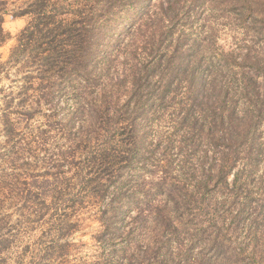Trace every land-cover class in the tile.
<instances>
[{"label":"trees","instance_id":"16d2710c","mask_svg":"<svg viewBox=\"0 0 264 264\" xmlns=\"http://www.w3.org/2000/svg\"><path fill=\"white\" fill-rule=\"evenodd\" d=\"M206 1L0 0V47L9 38L3 27L5 18H28L7 61L0 63V264H7L22 231L40 234L33 247L20 251L16 264L24 260L25 264H68L65 247H71L70 235L78 228L76 206L85 197L96 202L102 236L110 233L111 240H116L129 209L118 196L123 190L119 184L127 179L119 177L137 162L142 143L148 141L140 118L146 119L152 108L156 111L170 96L185 91L197 111L207 101L216 105L210 121L199 114L208 127V141L215 145L208 177L199 188L207 187L215 174L218 190L230 188L229 196L236 198L216 203L212 220L226 226L228 216L231 230L247 231L251 255L261 254L259 226L264 222V205L252 201L248 188L263 160L258 123L264 118V93L260 88L254 91L245 79L232 83L233 77L220 76L213 63L204 59L210 45L193 37V23L196 10ZM230 2L248 9L249 2L264 6V0ZM222 54L226 62L230 54ZM11 65L23 72L19 87L7 91L1 80ZM122 77L128 86L123 101ZM104 78L115 81L118 90L105 89ZM95 89L97 95L92 98ZM210 93L215 95L213 101L208 100ZM77 117L84 131L70 137L68 130ZM35 118L44 120L42 127L31 125ZM181 120V125L188 122L191 127L184 131L185 137L194 140L203 124L196 127L198 117L188 112ZM22 122L23 128L19 127ZM54 131L61 132L67 146L49 142ZM50 146L55 154L46 153ZM78 155L84 157L76 163ZM199 159L201 169L205 168L208 154L204 152ZM238 161L244 167L235 173ZM45 164H51L58 176L52 183L34 182L32 171ZM66 165L75 166L76 184L58 178ZM258 183H264L262 177ZM209 207L198 208L209 214ZM149 208L138 207L134 223L143 222L151 214ZM175 220L168 217L162 224L180 238L181 223ZM192 226L194 231L202 228ZM159 238L145 253H151L155 264H171L166 244ZM212 244L213 250L223 247L218 239ZM92 264L115 262L104 258Z\"/></svg>","mask_w":264,"mask_h":264},{"label":"rangeland","instance_id":"374dc122","mask_svg":"<svg viewBox=\"0 0 264 264\" xmlns=\"http://www.w3.org/2000/svg\"><path fill=\"white\" fill-rule=\"evenodd\" d=\"M248 4L250 9L241 8L239 3L238 6H233L230 0H207L204 6L196 10V18L193 16V27L196 30L193 37H197L201 43L210 45L209 53L203 54L204 59L213 63L211 65L215 66L214 71L220 76L233 77V80L230 79L232 83H235L236 79L237 81L245 79L246 82L250 81L249 85L254 88V91L260 88L264 93V6L260 3L258 5L249 2ZM27 21L26 17L14 18L9 15L5 18L3 27L9 38L0 47V63L7 61L10 51L16 44V37ZM223 51L230 54L226 62ZM120 70L121 68L119 72L116 70L115 75L120 73ZM20 73L16 66H8L7 74L2 75L1 86L7 91L16 90L21 83ZM121 79L122 87L119 92L120 100L123 101L126 97L124 87L128 86L127 79L125 77ZM104 81L105 78L102 80L105 89L112 87L118 90L114 85L115 81ZM93 91L92 98H95L97 91L96 89ZM182 93L181 95L180 92H176V95L170 96L168 102L157 106L156 111H152L154 109L152 108V114L146 119L140 118V123L148 132V141L142 143L141 155L137 162L135 161L129 169L126 168L119 177V179H127L126 182L119 184L123 190L118 196L124 207H129L126 209L127 218L121 224L123 226V229L122 227L120 229L121 234L116 240H111L110 233L107 235L106 232V237H103V228L98 222L99 209L95 200H90L89 197L81 198L82 204L76 206L75 219L78 222V228L70 235L71 247H65L64 251L69 253L68 264L102 263L104 258H110L115 264H155L150 258L151 253L146 254L145 251L156 244L158 237H160L159 242L166 244L167 252L173 260L171 264H264V250L261 254L251 255V246L245 229L231 230L228 227L230 219L228 216L225 219L226 226H223L219 220H212L214 216L212 210L216 203L224 199L227 203L236 200L235 197L229 196L230 188L218 190L215 185L217 183L215 174L210 176L211 180L207 187L199 188L202 179L205 176L208 177V164H211L210 159L215 155V145L208 141L210 135L207 131L208 127L206 123H202V117L199 114H203L210 121L216 105L213 106L212 102L207 101L203 103V108L197 111L196 106L192 107L187 100L189 98L187 92ZM210 94L208 100L213 101L215 95ZM184 112H188L191 117H198L196 127H200L199 123L203 124V127L197 130V137L194 140L185 137L184 131L191 128L188 122L180 124L181 115ZM79 119L77 117L73 125H70L68 130L70 137L81 134V130L84 131V124ZM263 120L264 118L262 123H258V133L263 146V160L261 159L262 164L255 168V178L252 176L249 179L250 187L248 188L253 194L252 201L258 205H264V183L261 185L258 183L260 177L264 180ZM43 123V119L35 118L31 125L42 127ZM20 125L21 128L25 127L23 122ZM196 127L194 130L197 129ZM212 130L213 127L211 132ZM61 137V132L54 131L50 135L49 142L57 141L59 145L67 146L68 142ZM218 149H223V146H218ZM53 151L54 149L50 146L46 153L55 154ZM204 152L208 154L209 159L205 162V168L201 169L198 161ZM83 157L84 155H78L73 161L78 163L83 161ZM50 165L45 164L35 168L32 171L33 181L52 183L58 171ZM243 167V163L238 161L233 171L238 173L243 170ZM74 169L73 165L64 166L58 178H66L70 185L76 184ZM229 180L231 176H228ZM189 194L193 196L190 197ZM82 196L81 194L80 197ZM227 203H223V206H227ZM200 204L209 205L210 213L202 212L198 208ZM138 207L143 209L150 207L151 214L145 215L146 219L143 222L134 223L133 218L136 217L134 215ZM164 217L175 218L181 223L180 238H177L176 233H172V229L164 228V223L162 224ZM192 225L202 228L194 231ZM259 227L260 244L264 249V222H261ZM201 230L205 232L201 234ZM39 234L37 232L32 235L29 231H22L18 237L19 244L10 251L7 264H16L20 251L26 246L33 247L34 242L39 239ZM215 239L222 241L223 247L213 250L212 243ZM42 241V243L48 242L44 239ZM176 243H180V246ZM56 250L58 251L59 248L57 247ZM24 261L25 264L27 260Z\"/></svg>","mask_w":264,"mask_h":264}]
</instances>
